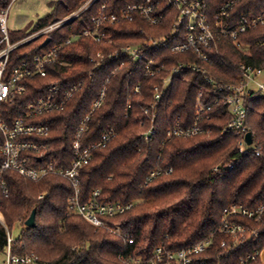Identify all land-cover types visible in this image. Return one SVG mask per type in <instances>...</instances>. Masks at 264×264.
Returning <instances> with one entry per match:
<instances>
[{"label":"trees","instance_id":"trees-1","mask_svg":"<svg viewBox=\"0 0 264 264\" xmlns=\"http://www.w3.org/2000/svg\"><path fill=\"white\" fill-rule=\"evenodd\" d=\"M12 1L0 0V13ZM86 1H50L46 16L29 22L23 29L10 31L11 42L17 43L37 29L65 18ZM224 1L209 0L212 12ZM131 2L114 0L110 8L118 13ZM103 3L101 0L94 5L80 20L15 49L8 72L24 61H31L35 56L65 44L74 32L81 31L84 23L91 22V17ZM237 5L235 16H252L264 9V0H240ZM173 23L171 18L162 27H151L137 16L134 22H121L108 28L107 35L113 40L112 44H96L82 38L65 45L59 52L58 61L48 66L46 78L28 81L25 94L12 103L3 104L6 119L12 121L36 101L40 88L58 81H63L64 88H68L87 79L86 85L63 110L29 119L32 124L50 127L46 137L26 138L45 144L50 151L41 161L33 156L34 166L55 163L58 168L71 167L80 126L90 114L108 76L121 65L122 61L111 60L109 55L122 46L143 43L145 36L139 33L140 29L153 35L167 34ZM48 37L50 43L42 47ZM2 39L0 31V49L4 47ZM241 39L249 46L251 57L237 51L229 39L219 44L218 51H210L212 64L206 65V70L217 80L237 83L242 64L264 68V26L241 34ZM99 52L107 57L103 67L93 72L91 60ZM156 56H164L168 67L194 59L192 54H172L170 48L156 52ZM124 62L126 66L111 78L107 97L90 116L81 138L83 148H88L106 132L114 130L116 133L105 148L95 150L90 163L82 169L81 199L87 202L96 190H100L98 200L102 203H134L132 209L110 219L122 226L127 237L96 228L83 217L70 214L69 200L74 190L66 178L49 174L35 182L18 172L7 171L4 180L8 194L0 184V212L10 231L17 224L22 226L13 246L14 254L36 255L41 264H124L123 258H148L159 247L174 251L212 240L200 256L209 264H263L264 220L257 224L247 218H232L231 222L246 225L259 235L258 238L248 236L243 244L237 245L222 229V222L228 207L243 205L253 209L264 202V97L249 99L254 110L250 111L248 123L262 145L259 157L251 153L239 154L237 136L232 132L224 133L231 116L222 105L215 106L209 119L201 123L203 133L168 139V131L176 123L179 122L182 128L193 125L201 87L210 89L205 78L194 72L184 74L189 80H173L158 107L154 123L156 134L151 141H146L142 135L152 127V119L145 111L154 102L155 88L162 76L148 77L144 64ZM137 87L139 93L134 94ZM2 161L0 155V165ZM158 171L160 175L149 180L152 173ZM34 210L36 226L29 228L26 222ZM7 246V230L0 223V253L6 254Z\"/></svg>","mask_w":264,"mask_h":264},{"label":"built area","instance_id":"built-area-1","mask_svg":"<svg viewBox=\"0 0 264 264\" xmlns=\"http://www.w3.org/2000/svg\"><path fill=\"white\" fill-rule=\"evenodd\" d=\"M17 1L13 0L11 5L0 13V31L3 35L2 44H4V47L0 49V155L3 157L0 165V184L6 194H8V188L4 174L7 171L18 172L35 182L49 174L62 176L71 183L74 190V195L69 200L70 214L83 217L96 228H104L111 234L127 237L122 226L110 219L132 209L135 206L134 203H102L98 200V196L101 194L100 190H96L93 198L87 202H83L81 199L82 169L90 163L95 150L105 148L116 136V133L114 130L106 132L97 143L88 148H83L81 138L86 131V123L90 116L103 105L111 78L120 68L126 66L124 60L134 64H144L148 77L162 76L160 84L155 88L154 102L145 111L146 114L151 115L152 119V127L142 135L146 141H151L156 134L154 123L158 116V107L169 92L173 80L175 78L189 80L184 77V74L194 72L205 78L210 89L201 87L195 105L196 119L193 125L182 128L179 122L176 123L169 129L168 139L189 138L203 133L204 129L201 127V123L206 118L209 119L208 115L214 111L215 106L222 105L227 108L231 116L224 133L232 132L237 136L239 154L251 153L256 157L261 156V142L257 141L256 133L249 126L248 120L250 111L254 110L249 104V99L264 97V68L242 64L237 83H228L213 77L206 70V65L212 64L210 51H218L219 44L224 39L232 40L237 51L251 57L252 52L249 46L242 41L241 34L264 26V9L252 16L245 14L235 16L234 11L240 0H226L220 3L214 12H212L209 0H132L120 12L114 13L110 8V4L114 0H104L95 15L91 17V22L84 23L81 31L74 32L65 44L57 45L46 53L35 56L31 61H24L13 71L8 72L11 54L15 49L39 38H45L60 27L80 20L85 12L101 0H87L65 18L41 27L17 43H13L10 39L9 15ZM137 16L142 17L144 22L151 27H162L171 18L174 23L167 34L153 35L145 29H140L139 33L145 36L143 43L122 46L109 55L111 60L122 61L121 65L108 76L98 99L93 103L90 114L80 126L73 146L75 156L71 167L58 168L55 163L34 166L33 156L39 157V161H41L49 155L50 151L45 144L26 138L46 137L50 132V127L32 124L29 119L63 110L75 94L86 85L87 79H82L68 88H64L63 81L40 88L38 90L40 94L36 101L30 103L25 110L20 111L12 121L6 119L2 108L3 104L12 103L18 96L25 94L28 90V81L36 77L46 78L48 66L58 61L59 52L65 45L72 44L82 38L89 39L96 44H112L113 40L107 35L108 28L121 22H134ZM166 48H170L172 54H192L194 59L168 67L163 59L164 56H156V52ZM106 57L102 52H99L96 58L91 60L94 64L93 72L103 67ZM137 93H139L138 87L134 91V94ZM206 94L208 95L206 96ZM208 98L211 100L209 101ZM249 133L252 134V144L247 143L246 140ZM171 171L172 169L169 172ZM160 173L159 171L152 173L149 180L157 177ZM42 198L43 196L40 197V199ZM239 217L260 224L264 220V202L253 209L243 205H234L225 209L222 229L235 241L236 245L243 244L248 239L250 232L253 237H259L258 232L251 231L248 226L231 222L232 218ZM0 223L5 226L8 234L5 264H41L36 255L14 254L13 246L16 238L1 215ZM211 243L212 240L202 241L174 251L159 247L148 258L134 256L123 258L122 261L124 264H209L206 259L200 258V256L207 251ZM225 245L224 242L223 246Z\"/></svg>","mask_w":264,"mask_h":264},{"label":"rangeland","instance_id":"rangeland-1","mask_svg":"<svg viewBox=\"0 0 264 264\" xmlns=\"http://www.w3.org/2000/svg\"><path fill=\"white\" fill-rule=\"evenodd\" d=\"M50 1H57V0H18L16 3H14L10 11V15H9L10 30L23 29L24 27L27 26L29 22L31 21L36 22L38 19L46 16L49 12L48 3ZM0 214L1 216H3L1 212ZM21 231H22V226L17 224L12 231L13 236L15 238L18 237ZM251 231H256V230L251 229ZM248 236H252L251 232L248 233ZM261 258L264 264V251L261 254ZM5 261H6V254L0 253V264H5Z\"/></svg>","mask_w":264,"mask_h":264},{"label":"water","instance_id":"water-1","mask_svg":"<svg viewBox=\"0 0 264 264\" xmlns=\"http://www.w3.org/2000/svg\"><path fill=\"white\" fill-rule=\"evenodd\" d=\"M51 39L48 38L43 43L42 47H46L50 43ZM247 143L252 144V134L249 133L246 136ZM27 227L34 228L36 226V210L33 211L32 215L26 222Z\"/></svg>","mask_w":264,"mask_h":264},{"label":"crops","instance_id":"crops-1","mask_svg":"<svg viewBox=\"0 0 264 264\" xmlns=\"http://www.w3.org/2000/svg\"><path fill=\"white\" fill-rule=\"evenodd\" d=\"M1 215V214H0Z\"/></svg>","mask_w":264,"mask_h":264}]
</instances>
